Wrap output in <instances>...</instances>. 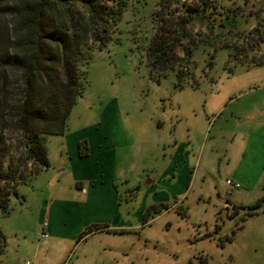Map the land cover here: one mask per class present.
I'll list each match as a JSON object with an SVG mask.
<instances>
[{
  "label": "rangeland",
  "instance_id": "obj_1",
  "mask_svg": "<svg viewBox=\"0 0 264 264\" xmlns=\"http://www.w3.org/2000/svg\"><path fill=\"white\" fill-rule=\"evenodd\" d=\"M157 1L130 2L108 46L93 52L68 120L74 130L102 113L109 118L122 197L118 213L102 222L115 229L70 242L41 236L43 201L62 164L60 135H51L50 170L22 186L25 198L0 219L7 240L0 264H264V61H252L264 59V0H213L192 29L213 40L163 72L147 56ZM222 43L231 46L215 49ZM187 123L196 156L185 179L170 151L175 127ZM241 149L252 158L235 164ZM61 229L68 237L67 224Z\"/></svg>",
  "mask_w": 264,
  "mask_h": 264
},
{
  "label": "trees",
  "instance_id": "obj_2",
  "mask_svg": "<svg viewBox=\"0 0 264 264\" xmlns=\"http://www.w3.org/2000/svg\"><path fill=\"white\" fill-rule=\"evenodd\" d=\"M131 1L0 0V219L10 213L13 200L25 198L22 186L50 167L48 137L68 129L93 52L108 46ZM212 2L157 1L147 46L152 68L181 67L195 48L213 40L193 37L192 31ZM206 28L213 37L215 23L208 21ZM87 153L81 141L80 155ZM96 228L88 227L81 237ZM6 246L0 225V262Z\"/></svg>",
  "mask_w": 264,
  "mask_h": 264
},
{
  "label": "crops",
  "instance_id": "obj_3",
  "mask_svg": "<svg viewBox=\"0 0 264 264\" xmlns=\"http://www.w3.org/2000/svg\"><path fill=\"white\" fill-rule=\"evenodd\" d=\"M108 120L102 113L98 122L74 130H68V127L59 137L62 158L60 178L42 206L45 211L44 221H48V238L52 236L55 242L67 238L70 242L78 235L82 238V229H87L88 225H97V230L115 229L113 223L102 222L104 217L108 219L110 215L118 213L122 197L116 181L118 140L109 132ZM193 134V126L189 123L186 129L175 127V143L170 151L171 159L179 166L180 176L185 179L188 178V166L192 165L196 156ZM81 141H85L88 147L85 155H80ZM236 155L235 164L252 158L247 149L236 151ZM50 167L46 170L49 171ZM169 171L164 169L163 177ZM63 224H67L68 237L62 235Z\"/></svg>",
  "mask_w": 264,
  "mask_h": 264
},
{
  "label": "built area",
  "instance_id": "obj_4",
  "mask_svg": "<svg viewBox=\"0 0 264 264\" xmlns=\"http://www.w3.org/2000/svg\"><path fill=\"white\" fill-rule=\"evenodd\" d=\"M228 182H229L230 184H234V185H236V186H239V183H238V182H234L232 179H228ZM47 228H48V221H44V222L42 223V227H41V236H42L43 238H48V236H49V233H48Z\"/></svg>",
  "mask_w": 264,
  "mask_h": 264
}]
</instances>
